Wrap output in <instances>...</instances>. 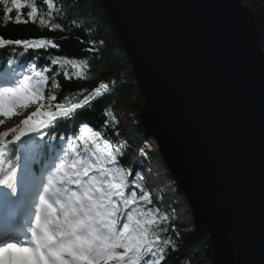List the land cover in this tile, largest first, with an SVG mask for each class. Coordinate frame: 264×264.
I'll return each mask as SVG.
<instances>
[{
  "label": "water",
  "instance_id": "95a60500",
  "mask_svg": "<svg viewBox=\"0 0 264 264\" xmlns=\"http://www.w3.org/2000/svg\"><path fill=\"white\" fill-rule=\"evenodd\" d=\"M139 123L211 264H264V53L241 0H99Z\"/></svg>",
  "mask_w": 264,
  "mask_h": 264
},
{
  "label": "snow or ice",
  "instance_id": "6c2138e0",
  "mask_svg": "<svg viewBox=\"0 0 264 264\" xmlns=\"http://www.w3.org/2000/svg\"><path fill=\"white\" fill-rule=\"evenodd\" d=\"M43 4L46 11L38 9L36 0H0L5 26L38 21L49 31H65L52 21L66 14L68 6L59 7L54 0H43ZM6 46H20L21 57L30 50H59L50 38L0 37V49ZM85 51L95 56L99 50L89 46ZM35 59L48 63L39 72L32 62L18 71L14 61L8 60L7 69L0 73V80L6 82L0 88V116L12 118L19 114L16 110L35 106L17 126L0 133V231L11 237L0 243V264H169L168 253L180 248L173 233L177 238L179 233L174 224L171 230L167 227V210L153 206L151 192L138 182L141 173L121 166L120 143L82 122L78 134L59 137L67 147H61L47 163L39 145L24 148L23 158L17 154L13 146L22 137L38 133L41 140L50 136L55 141L57 137L46 130L72 120L78 110L109 91L107 84H100L78 102L53 104L57 95L51 91L46 95L45 86L58 87V69L65 79H72L74 73L80 80L89 62L59 55ZM113 121L118 123L115 117ZM110 127L106 121L104 128ZM10 151L15 159L8 157Z\"/></svg>",
  "mask_w": 264,
  "mask_h": 264
},
{
  "label": "trees",
  "instance_id": "16d2710c",
  "mask_svg": "<svg viewBox=\"0 0 264 264\" xmlns=\"http://www.w3.org/2000/svg\"><path fill=\"white\" fill-rule=\"evenodd\" d=\"M247 7L249 15L256 24L261 40V47L264 53V0H241ZM38 9L46 11V5L43 0H36ZM54 3L59 7L68 6V12L62 16L55 17L52 22L60 23L65 31L54 30L49 31L48 28L39 26L36 23L29 22L28 24H15L8 22L5 26L3 21L4 6L0 5V37L8 39H39L50 38L54 43L59 45V50L48 48L32 51L21 57L18 53L22 50L20 46H6L0 49V70L7 68V61L13 60L14 64L29 65V62L37 65L36 71L48 63L46 59H35V57H47L49 55L55 57L66 56L71 59L87 60L89 62L85 71V78L77 80L73 73L72 79H65L61 71V75L56 78L55 84L58 87H53L52 84L46 85V95L48 92H54L57 95L59 103L78 102L88 95L89 92L99 87L100 84L116 85L117 82H124L125 85H120L112 91L106 93L103 97H99L83 109L77 111L75 117L70 121L58 122L53 128L47 130L52 135L57 137L64 135L65 137L73 134H78L79 126L82 122H86L88 126L94 130L103 131L107 138L111 141H116L122 145L124 152L121 158V166L126 169H133V157L128 141L122 134L119 122L113 121V117L118 121V112H130L134 115L138 126L135 131V140L142 145V142L149 138L145 130L139 123L138 116L142 110V99L136 91V87L132 86V76L129 71L128 63L124 54L117 44V39L107 22L105 14L101 8L99 0H54ZM10 6V4H9ZM55 11V9H54ZM15 12H13V16ZM83 40L84 43H80ZM102 42L105 44L101 54L90 56L86 48L89 43ZM51 66V65H49ZM50 75V74H49ZM47 103V100L44 101ZM104 112L109 115L105 116ZM107 121L111 125L105 129L104 125ZM118 131L120 136L117 137L115 132ZM47 140L50 136L46 137ZM127 141L125 144L124 141ZM150 160V156H146ZM164 170L166 168L164 167ZM175 195L181 198V192L176 188ZM153 206L156 204L153 203ZM163 212L164 205H159ZM167 224L168 228H172L176 223L173 218ZM179 233L177 243L180 245L178 252H170L169 264H211V250L205 239L197 233ZM172 256H177L176 260H172Z\"/></svg>",
  "mask_w": 264,
  "mask_h": 264
},
{
  "label": "rangeland",
  "instance_id": "374dc122",
  "mask_svg": "<svg viewBox=\"0 0 264 264\" xmlns=\"http://www.w3.org/2000/svg\"><path fill=\"white\" fill-rule=\"evenodd\" d=\"M18 71H23L21 68ZM130 71V68H129ZM8 83L11 84V82L9 81ZM132 84H134V82H132ZM119 85H125L124 82L120 81L118 83ZM116 87V86H114ZM135 87V86H134ZM22 110V113H19L17 115H15V117L13 118V127L17 126L20 121L24 118H26V116L28 114H30L32 111L35 110V106H30L28 109L24 110V109H20ZM19 110V111H20ZM18 111V110H16ZM3 116H0V121H2V123H0V128H5V131H8L10 128V126L7 125V123L5 121H3L4 119H2ZM117 118H118V122L120 125V129L122 130V134L125 136V139L128 141L129 143V147L133 150V157L134 160L136 161L137 158L139 157V153H137L136 149L138 148V144H140L138 141L135 140V129L138 126V123L136 121V119L134 118V115L130 112H118L117 113ZM0 133L1 130H0ZM8 138H11V136H9ZM7 139V137L5 138ZM145 142V148L144 150L148 151V149L150 148L153 152L151 154V157L154 160V163L152 164L153 169H163L164 170V165L159 157L157 148H156V143L154 141L153 138L149 137L148 139H146ZM60 147H65V145L60 144ZM144 162H140V164L142 165ZM145 173H147V171H145ZM164 173H166L164 178H169L167 171L164 170ZM152 178V177H151ZM171 200V204L167 205L164 207V210H167V213L169 216H171V218L174 219L175 223H176V227H175V231L177 232H183V233H191L193 232V220H192V216L191 213L188 209L187 203L184 199L178 198H171L170 196L165 195L163 200ZM156 200L158 201L159 198L157 197ZM175 204V205H173ZM174 238V235H173ZM175 240V238H174ZM189 264V263H187ZM202 264H205L204 262Z\"/></svg>",
  "mask_w": 264,
  "mask_h": 264
},
{
  "label": "bare ground",
  "instance_id": "6f19581e",
  "mask_svg": "<svg viewBox=\"0 0 264 264\" xmlns=\"http://www.w3.org/2000/svg\"><path fill=\"white\" fill-rule=\"evenodd\" d=\"M91 46H94V49L95 50H99L98 52H97V54H101L102 53V51H103V49L105 48V44H103L102 42H98L96 45L94 44V45H91ZM90 56H92L93 55V53H91V52H89L88 53ZM96 54V55H97ZM18 112L19 113H22V110H18ZM15 116H13L12 118H7V117H3L2 119H4L3 121H5L6 123H7V125L8 126H10V127H8V128H12L13 127V118H14ZM2 124H4V123H2ZM0 130H1V132H5V128H0ZM161 178V177H160ZM4 236V235H3Z\"/></svg>",
  "mask_w": 264,
  "mask_h": 264
}]
</instances>
